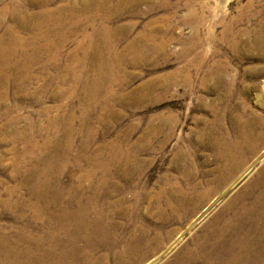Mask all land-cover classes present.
Returning <instances> with one entry per match:
<instances>
[{
  "label": "rangeland",
  "instance_id": "rangeland-1",
  "mask_svg": "<svg viewBox=\"0 0 264 264\" xmlns=\"http://www.w3.org/2000/svg\"><path fill=\"white\" fill-rule=\"evenodd\" d=\"M0 264H264V0H0Z\"/></svg>",
  "mask_w": 264,
  "mask_h": 264
}]
</instances>
